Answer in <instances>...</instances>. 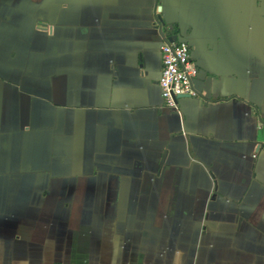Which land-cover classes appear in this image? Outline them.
Returning a JSON list of instances; mask_svg holds the SVG:
<instances>
[{"label": "crops", "instance_id": "0c3cea01", "mask_svg": "<svg viewBox=\"0 0 264 264\" xmlns=\"http://www.w3.org/2000/svg\"><path fill=\"white\" fill-rule=\"evenodd\" d=\"M0 264H264V0H0Z\"/></svg>", "mask_w": 264, "mask_h": 264}, {"label": "built area", "instance_id": "2783aa9c", "mask_svg": "<svg viewBox=\"0 0 264 264\" xmlns=\"http://www.w3.org/2000/svg\"><path fill=\"white\" fill-rule=\"evenodd\" d=\"M161 74L159 88L164 105L178 112L177 100L181 97L196 98L193 80L198 68L191 58V48L186 41L164 40L160 46Z\"/></svg>", "mask_w": 264, "mask_h": 264}, {"label": "water", "instance_id": "95a60500", "mask_svg": "<svg viewBox=\"0 0 264 264\" xmlns=\"http://www.w3.org/2000/svg\"><path fill=\"white\" fill-rule=\"evenodd\" d=\"M181 98H185V97H181ZM187 98H189V97H187ZM180 99V98H179Z\"/></svg>", "mask_w": 264, "mask_h": 264}]
</instances>
